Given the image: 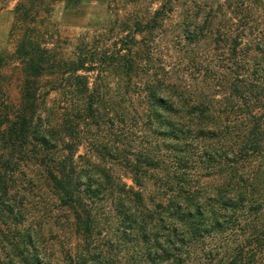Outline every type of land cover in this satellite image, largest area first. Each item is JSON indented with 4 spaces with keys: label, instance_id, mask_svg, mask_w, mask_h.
<instances>
[{
    "label": "rangeland",
    "instance_id": "obj_1",
    "mask_svg": "<svg viewBox=\"0 0 264 264\" xmlns=\"http://www.w3.org/2000/svg\"><path fill=\"white\" fill-rule=\"evenodd\" d=\"M20 1L0 0V108L20 103L25 73L15 47L23 33L33 32L35 41L55 58V66L37 79L35 107L43 125L55 129L56 140L55 148L40 153L44 156L18 160V186L3 199L22 201L15 204L23 211V221L15 224L11 215L0 213V224L12 226L10 237L29 231L34 236L37 229L29 244L45 253L49 264H67L70 255L90 243L115 264H144L118 230L119 198L140 200V211L155 219L162 208L157 203L170 204L173 193L180 192L179 184L166 182L176 167L192 174L185 190L202 194L231 182L229 163L206 168L203 158L184 167L179 158L202 146L215 156L235 140L243 144L253 137L264 144V102H253V97L264 96V32L258 31L264 29V0H172L173 10L151 23L156 27L147 33L134 29L135 22L167 0H85L73 8L65 0H29L32 12L25 20L16 19ZM184 22L190 32L197 27L204 32L186 39ZM223 30L230 33L231 45L221 49ZM124 52L137 62L133 71L117 65ZM83 54L90 60L85 66L94 70L72 71ZM165 88L187 98L174 102L180 111L170 114V120L184 128L197 123L206 137L187 135L176 141L159 132L166 127L150 113L147 95ZM193 106L197 111H188ZM221 131L217 138L209 137ZM5 152L0 148L2 161ZM250 166L255 193L261 196L254 203L258 210L246 202L238 213L240 220L262 223L264 163ZM90 181L96 185L88 189ZM205 204L211 212L217 210V203ZM231 230L217 231L205 245L226 252L235 237L248 232L245 226Z\"/></svg>",
    "mask_w": 264,
    "mask_h": 264
},
{
    "label": "trees",
    "instance_id": "obj_2",
    "mask_svg": "<svg viewBox=\"0 0 264 264\" xmlns=\"http://www.w3.org/2000/svg\"><path fill=\"white\" fill-rule=\"evenodd\" d=\"M28 1L21 0L16 5V19L25 20L31 14V5L28 6ZM82 1L85 2V0H65V5L73 8ZM172 10V0L162 1L148 18L136 21L134 29L136 28L140 33L151 32L156 27L151 23L161 21L164 15ZM192 15L194 16L193 22L195 15ZM188 24L187 22L183 24L186 39H191V37L198 36L197 33L204 32L202 28L197 27L192 33L189 31ZM258 31L264 32V29ZM229 35L230 33L224 30L219 33L221 49L229 45L227 43ZM261 37L264 38V33ZM229 49L230 51L235 50ZM47 51V48L41 47L35 41L33 32L27 31L21 35L15 47V53L21 59L25 73L21 100L16 107L9 108L7 106V110L0 108V148L5 151L8 149L3 161V155L0 154V161H2L0 163V193L2 194L0 213L11 215L15 224L22 223L23 211L21 207L16 210V197H9L10 202L8 199L4 200L3 197L13 187L18 186L15 176L18 160L25 159V157L44 156L47 150L55 148L53 141L56 140V131L53 127L43 125L44 121L42 122L41 116L37 115L35 107L38 91L37 79L44 74V71L55 66V58L52 56L50 58ZM121 56L116 60L117 65H120V70L133 71L137 62L128 53L124 52ZM86 59L88 60L86 55L82 57L79 55L78 62L72 64V71H77L79 67L94 70V68H90L92 66H85ZM88 61L90 62V60ZM262 92L264 94V90ZM259 97H253V102H264V96ZM147 99L152 103V107L149 108L152 116L159 121L160 125L166 127V130L160 129V133L167 134L176 141L182 140L187 135L192 139L208 135L204 128H201L197 123L193 128L186 126L184 128L181 123L170 120L173 117L171 115L180 111L174 106V102L187 100L175 89L171 91L165 88L160 93H149ZM190 109L197 111V106L188 108V111ZM181 111L183 112V110ZM163 112L171 115L164 118ZM35 118L36 121H34ZM196 119L198 120V114ZM223 131L216 132V134L211 132L209 137L217 138L223 134ZM260 142L261 140L255 137L245 140L243 144H238L235 140L232 149L220 150L215 156L208 153L206 149L203 150V146L200 149L195 147L190 154H186L182 159L179 158L180 161L185 162L184 167H187V162L190 163L189 165L197 164L203 158H206V168H211L214 165H228L229 163L230 172L233 173L230 178L231 182L224 184L223 188L203 191L202 194L198 190H185L184 185L191 183L192 174L186 170L180 172L176 167L175 170H172L173 177L166 182L171 187L174 182L179 184L180 192L173 193L170 204H162V206L157 203L162 208L160 211H156L155 219H150L149 215L140 211L143 207L140 200L135 202L129 197H120L116 205L119 219L118 230L123 238L133 246L138 260L141 258L145 262L144 264H264V222L261 223L258 219L255 222L250 218L240 220L238 213L246 207V202L253 203L251 210H258L254 207V203H258L261 196L255 193L252 170L249 169L253 162L256 165L264 163V151L262 150L264 144L260 145ZM43 152L44 154H40ZM183 165L177 164L180 167ZM52 178L53 182H56V177L52 176ZM93 185L96 183L90 181L88 189H91ZM214 196L215 198H213ZM209 200L218 204L219 207L217 206L216 211L211 212L212 209H208L209 205L205 203ZM260 202L262 203L263 200ZM17 204H22V201L18 200ZM226 209H230V212H226ZM244 226L248 232L240 238L235 237L233 247L226 252H220V250L218 252L220 248L215 249L205 245L206 238H213L217 231L227 233L236 227L242 231ZM12 232V226L5 229L0 224V264H49V258L45 253L41 252L35 244L33 245L35 248L30 246L36 239L35 235L39 234L37 229H34V236H31L29 231L10 237L9 234ZM91 244L93 243L87 244L84 248L80 247L74 255H70L67 264H115L113 258L108 256L109 254L103 256L98 248ZM111 246L112 242L109 243V247ZM214 250L217 252L214 253Z\"/></svg>",
    "mask_w": 264,
    "mask_h": 264
}]
</instances>
